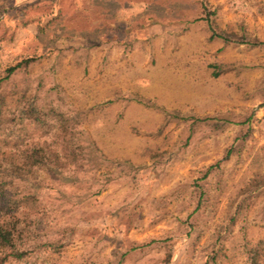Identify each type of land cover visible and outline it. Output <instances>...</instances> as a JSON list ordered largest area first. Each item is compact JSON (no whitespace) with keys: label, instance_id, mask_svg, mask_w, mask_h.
<instances>
[{"label":"rangeland","instance_id":"374dc122","mask_svg":"<svg viewBox=\"0 0 264 264\" xmlns=\"http://www.w3.org/2000/svg\"><path fill=\"white\" fill-rule=\"evenodd\" d=\"M207 18L264 42V0H0V160L62 166L3 264H264V46Z\"/></svg>","mask_w":264,"mask_h":264},{"label":"trees","instance_id":"16d2710c","mask_svg":"<svg viewBox=\"0 0 264 264\" xmlns=\"http://www.w3.org/2000/svg\"><path fill=\"white\" fill-rule=\"evenodd\" d=\"M208 25L212 31V37L223 39L226 43L240 42L251 46L261 45L264 42L257 39H249L247 36L242 38H234L232 34L225 31L219 32L215 29L214 22L207 18ZM16 66L10 68L9 72L14 71ZM1 85V80H0ZM153 105V104H152ZM35 107V106H34ZM27 117H32L33 122H39L40 115L34 108L29 107L22 110ZM45 112L43 116L45 117ZM59 153H52L46 147H32L29 148L21 157L15 155H8L0 160V195L6 193V187L14 188L19 183L27 180H37L41 171L48 173H57L61 170ZM5 177V178H4ZM41 180H37L33 188L36 192H32L31 196H36L38 190L44 188ZM5 195V194H4ZM29 232L28 227L22 226L17 218L9 217L0 219V248L9 251L6 256L0 257V264H3L11 256L16 259L24 257V250H18L17 241L20 240L25 233Z\"/></svg>","mask_w":264,"mask_h":264}]
</instances>
